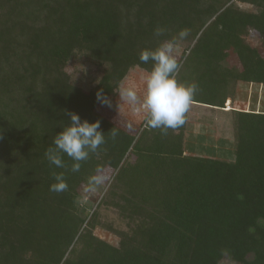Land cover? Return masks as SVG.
<instances>
[{
	"label": "trees",
	"instance_id": "trees-1",
	"mask_svg": "<svg viewBox=\"0 0 264 264\" xmlns=\"http://www.w3.org/2000/svg\"><path fill=\"white\" fill-rule=\"evenodd\" d=\"M182 29L177 80L199 86L192 108L231 115L233 161L192 153L191 110L167 136L146 122L132 135L97 111L111 108L98 92L112 102L131 70H152L140 53ZM75 57L101 73L89 91L66 72ZM239 82L264 89V0H0V264H264V111L225 109ZM66 111L99 120L106 139L75 173L66 154V168L45 156L71 123ZM97 169L110 179L91 213L76 201ZM53 172L68 191H50Z\"/></svg>",
	"mask_w": 264,
	"mask_h": 264
},
{
	"label": "clouds",
	"instance_id": "clouds-1",
	"mask_svg": "<svg viewBox=\"0 0 264 264\" xmlns=\"http://www.w3.org/2000/svg\"><path fill=\"white\" fill-rule=\"evenodd\" d=\"M167 30L157 26L154 35L160 37ZM189 35L188 29H182L177 36L164 40L155 50H143L140 53L142 63L153 62V68L143 79L145 90L143 95L138 93L135 85L120 82L115 90L119 95L118 109L125 104L131 105L137 114H143L146 126L149 129H159L162 136H167L169 130H178L187 120V114L195 103V96L199 92L196 83L185 85L178 82L177 76L182 67L178 59V51L181 42ZM98 101L112 106L111 101L97 93ZM71 117V123L62 132L53 138L55 147H49L45 156L50 164L59 168H66L62 153L71 158L74 163L71 166L73 173L79 172L82 162L89 160L90 155L97 153L101 145L106 143L105 135L101 128V122L89 123L87 120L81 122L79 115L73 112H65ZM111 138L116 139L118 132L115 128L110 132ZM56 183L52 184L50 191L63 193L68 191V184L63 172H53ZM108 177L100 169L91 176L84 189L86 194H95L104 188ZM87 198L78 199L76 203L82 204ZM243 199V196H239Z\"/></svg>",
	"mask_w": 264,
	"mask_h": 264
},
{
	"label": "rangeland",
	"instance_id": "rangeland-1",
	"mask_svg": "<svg viewBox=\"0 0 264 264\" xmlns=\"http://www.w3.org/2000/svg\"><path fill=\"white\" fill-rule=\"evenodd\" d=\"M239 6L243 9L252 10L250 5L239 4ZM249 41L256 44L259 39L257 37H251L249 38ZM184 50L185 48L180 46L177 54L178 58H180ZM229 66H236L240 68L236 58L229 59ZM66 72L71 75L72 82L74 84L86 91L94 88L101 77V73L97 67L90 63L85 57L73 58L67 65ZM146 74L147 73L141 69L135 68L131 70L124 83L135 85L138 93L143 95L145 85L142 77ZM233 95V101L230 104V107L228 106V102L225 105V109L227 111H231L228 110L229 108L239 111H264V89L262 87L239 82L235 86ZM118 103L119 95L117 93L111 102V108L107 109L101 107L98 108L97 111L119 127L125 129L130 134L137 135L145 124L143 114H137L133 111L132 106L127 104L123 105L119 110L117 106ZM191 115L192 122L187 131L186 143L188 148L196 151H192V153L233 161L234 154L233 152L231 153V151L234 148V144L232 139L231 115L220 116L217 112L204 108H192ZM225 141H227V144H225ZM214 148H218L220 150L223 149L222 152H224V154L221 155L219 153L214 155ZM104 175L108 177V180L106 181L107 183L110 179V172H105ZM84 189L81 191V199L87 196L83 204L90 202L87 206V211L92 213L94 210L93 203L96 205L99 202L104 194V191L101 190L95 194H86ZM100 214V218L103 222L112 224L117 229L128 230V223L123 221L118 212L114 209L101 208ZM94 233L97 237L110 243L111 245H117L119 243V239L107 230L98 228ZM222 264L232 263L228 260H224Z\"/></svg>",
	"mask_w": 264,
	"mask_h": 264
},
{
	"label": "bare ground",
	"instance_id": "bare-ground-1",
	"mask_svg": "<svg viewBox=\"0 0 264 264\" xmlns=\"http://www.w3.org/2000/svg\"><path fill=\"white\" fill-rule=\"evenodd\" d=\"M230 107V106H229ZM228 110H231L230 108Z\"/></svg>",
	"mask_w": 264,
	"mask_h": 264
}]
</instances>
